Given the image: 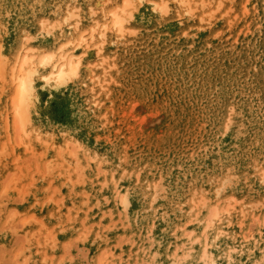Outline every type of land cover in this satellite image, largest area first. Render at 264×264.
<instances>
[{
    "label": "rangeland",
    "instance_id": "374dc122",
    "mask_svg": "<svg viewBox=\"0 0 264 264\" xmlns=\"http://www.w3.org/2000/svg\"><path fill=\"white\" fill-rule=\"evenodd\" d=\"M0 264H264V0H0Z\"/></svg>",
    "mask_w": 264,
    "mask_h": 264
},
{
    "label": "bare ground",
    "instance_id": "6f19581e",
    "mask_svg": "<svg viewBox=\"0 0 264 264\" xmlns=\"http://www.w3.org/2000/svg\"><path fill=\"white\" fill-rule=\"evenodd\" d=\"M91 12H93V11H91ZM68 13L69 14L64 15V17L62 18L63 19L61 22L62 23V27H61L62 30H64V27H66L64 24L67 23L69 18L71 16H73V14H74L71 11ZM105 13H107V12H105ZM91 14H93V13H91ZM111 20H112V22L109 23V24H111L110 25L111 27L104 25L105 27L102 30L105 31L107 28L109 29V28H112L114 26L116 27L118 25L119 26L121 25V17L119 15V13L115 10L112 11V19ZM67 26L70 27L69 25H67ZM92 29H95V27ZM64 33H66V35L67 34H70L73 36L75 35L73 28L72 29L70 28L69 30H67ZM92 35H93V33L90 34V36H92ZM84 36H83V34H81L78 38H76L75 44L77 45V47L78 46L83 47V42L85 45L87 44L86 38ZM90 38H92V37H90ZM68 41H71V40H67V42ZM62 47H63V45L60 46L61 49H62ZM73 47H75V46H73ZM28 48H30V47H28ZM44 53L42 56L40 55L41 57H40V60L38 63L39 67L34 66V62L32 60L34 56L28 53V49L22 54L21 57H19L16 60L14 65L11 67L12 80L15 81L16 89L14 88L15 92L13 91V95L10 98L11 99L10 101L13 102L12 106L14 104V106L12 108L14 109L13 113L15 114V120L17 119V122H19V127L22 129H24L25 124L28 121V112H29L28 107L35 97L33 94V90H34L33 74L36 73L38 71V69L46 70L47 65L51 62V59L53 56L52 54H50L51 52L50 53L44 52ZM65 55H67V54L60 53V58L62 60L59 63L54 62L53 64H50L51 68H49L48 72L43 73L41 71L43 74H41L40 76L45 83H48L50 85H55L57 83H63L64 81H66V79L69 76L71 77V75H74V74L76 75L78 73L80 57L74 58L73 54H70V56L66 59ZM90 77H91V74H90ZM12 98H13V100H12Z\"/></svg>",
    "mask_w": 264,
    "mask_h": 264
}]
</instances>
